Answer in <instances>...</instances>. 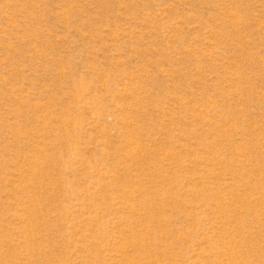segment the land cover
Listing matches in <instances>:
<instances>
[{
    "label": "rangeland",
    "instance_id": "374dc122",
    "mask_svg": "<svg viewBox=\"0 0 264 264\" xmlns=\"http://www.w3.org/2000/svg\"><path fill=\"white\" fill-rule=\"evenodd\" d=\"M0 264H264V0H0Z\"/></svg>",
    "mask_w": 264,
    "mask_h": 264
}]
</instances>
